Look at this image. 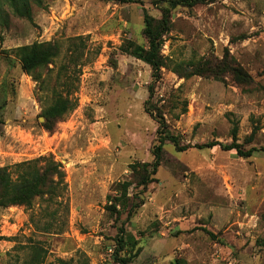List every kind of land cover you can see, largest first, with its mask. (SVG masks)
<instances>
[{
  "label": "rangeland",
  "instance_id": "374dc122",
  "mask_svg": "<svg viewBox=\"0 0 264 264\" xmlns=\"http://www.w3.org/2000/svg\"><path fill=\"white\" fill-rule=\"evenodd\" d=\"M164 4L42 0L32 4L33 21L4 5L0 166L54 154L67 173L62 199L70 212L61 209L56 222L57 204L41 199L31 208L0 207V264H31L34 246L46 250L43 264H122L114 258L121 228L142 246L130 264H171L177 257L188 264H264V150L244 158L221 145L199 147L231 144L236 127L245 149L264 148V0L179 6L165 35L163 53L173 64L223 58L228 49L253 76L244 86L231 76L185 79L171 68L156 80L149 64L120 51L127 38L147 44L145 11L160 18ZM50 40L62 53L39 82L22 71L15 48ZM69 92L78 106L48 131L44 109ZM160 113L179 146L190 147L166 141L158 172L144 187L131 165L155 160ZM124 181H134L130 206L139 202L131 218L128 210L107 209Z\"/></svg>",
  "mask_w": 264,
  "mask_h": 264
},
{
  "label": "trees",
  "instance_id": "16d2710c",
  "mask_svg": "<svg viewBox=\"0 0 264 264\" xmlns=\"http://www.w3.org/2000/svg\"><path fill=\"white\" fill-rule=\"evenodd\" d=\"M120 3H127L131 0H104ZM161 1V0H160ZM167 4L161 6V17L157 18L147 11L144 17L143 34L147 39V44L138 43L132 38H127L120 47L123 54L133 56L149 64L152 68V75L157 80L161 77L163 68H171L181 78H191L199 75L205 78H212L226 82L228 77H232L240 86L248 85L253 82L252 74L239 63L234 55L227 49L223 58L216 56H207L195 61H180L171 63L170 57L163 53L165 35L172 28V11L182 6L192 8L193 6L204 3L208 0H162ZM41 4L42 0H0V25H7L4 5H8L10 10L20 16L33 21L32 4ZM21 69L26 74L32 76L40 82L42 71L51 64L62 53L61 44L58 41H36L31 44L21 45L15 48ZM75 59H71L73 63ZM68 82L65 81V84ZM150 99L154 96V82L149 86ZM78 106V98L71 92L67 95H57L54 102L47 106L43 115L46 117L44 128L54 132L59 121ZM159 119V144L155 149V160L153 162H141L131 165L132 173L136 179L137 185L146 187L152 181V176L158 172L163 158V147L166 141L175 143L180 150H185L190 146H179L180 141L166 129V122L163 115H157ZM3 123L0 116V125ZM1 132V128H0ZM254 133V132H253ZM233 142L231 144H222L220 142H207L199 145L200 148L215 147L221 145L225 150H235L239 156L244 158L251 157L255 151L264 150L256 147L245 149L239 142L238 128L233 129ZM252 137V136H251ZM251 139V138H250ZM17 172V176L14 173ZM67 173L63 163L56 159L52 153L40 155L34 159L18 162L12 166H0V207L10 206L33 207L37 199L47 202V206L57 204V207L51 212V216L58 222L60 210L65 214L70 212L67 200L62 197L67 192L68 183L66 181ZM134 181H124L118 183L116 189L119 194L110 196L113 202L107 206L109 211L118 215L128 210V217L134 216L137 206L136 202L130 206L131 197L129 190ZM138 197V196H137ZM122 206V209L119 208ZM128 207H131L128 209ZM49 211V208H47ZM108 211V212H109ZM53 222L49 226H53ZM58 233L64 231V227L57 228ZM116 249L114 258L122 264H130L140 255L142 246L140 240L131 232L121 228L116 236ZM127 249V254L121 256L120 252ZM46 259V250L41 246H34L31 257V264H43ZM171 264H188L185 258H175Z\"/></svg>",
  "mask_w": 264,
  "mask_h": 264
},
{
  "label": "crops",
  "instance_id": "0c3cea01",
  "mask_svg": "<svg viewBox=\"0 0 264 264\" xmlns=\"http://www.w3.org/2000/svg\"><path fill=\"white\" fill-rule=\"evenodd\" d=\"M184 245H187V244H184ZM183 247H185V246H183Z\"/></svg>",
  "mask_w": 264,
  "mask_h": 264
}]
</instances>
